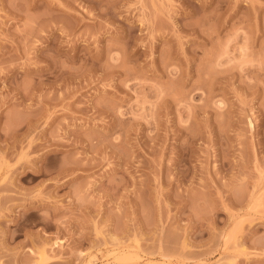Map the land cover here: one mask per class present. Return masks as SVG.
<instances>
[{
	"label": "rangeland",
	"instance_id": "rangeland-1",
	"mask_svg": "<svg viewBox=\"0 0 264 264\" xmlns=\"http://www.w3.org/2000/svg\"><path fill=\"white\" fill-rule=\"evenodd\" d=\"M0 264H264V0H0Z\"/></svg>",
	"mask_w": 264,
	"mask_h": 264
}]
</instances>
